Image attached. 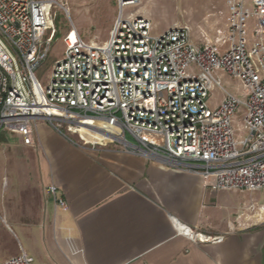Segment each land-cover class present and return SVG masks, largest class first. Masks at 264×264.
<instances>
[{
    "label": "built area",
    "instance_id": "1",
    "mask_svg": "<svg viewBox=\"0 0 264 264\" xmlns=\"http://www.w3.org/2000/svg\"><path fill=\"white\" fill-rule=\"evenodd\" d=\"M117 2L119 14L102 47L86 44L69 17L65 53L43 85L35 70L51 50L53 8L69 15L67 5L0 0V132L18 129L31 144L33 129L46 122L79 146H118L197 173L213 189H264V0H252L254 10L245 0H228V32L219 30L203 45L192 42L185 25L154 35L147 18L125 15L140 0ZM252 16L258 22L250 36ZM217 70L240 80L247 98L226 92L211 107V90L222 87ZM241 105L248 134L237 141L232 121ZM82 128L106 137L88 140ZM177 228L195 239L187 226ZM210 238L197 233L199 241ZM0 264H33V258L22 251Z\"/></svg>",
    "mask_w": 264,
    "mask_h": 264
},
{
    "label": "crops",
    "instance_id": "2",
    "mask_svg": "<svg viewBox=\"0 0 264 264\" xmlns=\"http://www.w3.org/2000/svg\"><path fill=\"white\" fill-rule=\"evenodd\" d=\"M161 4L140 0L125 15L147 18L153 31ZM208 5L200 24L171 18L170 29L185 25L193 43L214 42L219 30L228 32V0ZM224 75L216 71L220 88L237 97ZM2 132L16 139L0 211L22 233L29 246L22 251L33 262L36 255L40 264H264V200L258 197L264 189H213L197 173L118 146H79L46 122L33 129L31 144L18 129ZM197 233L223 239L199 241Z\"/></svg>",
    "mask_w": 264,
    "mask_h": 264
},
{
    "label": "rangeland",
    "instance_id": "3",
    "mask_svg": "<svg viewBox=\"0 0 264 264\" xmlns=\"http://www.w3.org/2000/svg\"><path fill=\"white\" fill-rule=\"evenodd\" d=\"M62 1L67 5L69 15L59 6L53 8L56 32L51 44V50L48 58L35 70L36 76L43 85L48 83L55 61L61 58L65 53L63 37L71 26L70 18L74 21L86 44L102 47L109 40L114 27L115 18L118 17L120 10L117 0ZM157 1L162 2V9H159V14L152 19V32L154 35L170 29L171 18H176V22H180V24L196 23V26L200 24L203 17L202 14L207 13L208 9L211 7L208 5L209 0H156V2ZM146 2V4H150L148 3L149 1ZM245 4L247 8L254 10L252 0H245ZM136 9L137 6H127L124 12L129 13ZM151 11L154 12L156 9H151ZM257 22L255 16L249 19L248 31L250 36L254 35ZM48 35L49 31L46 33V36ZM193 69H196V66H194ZM224 86L228 91L234 92L239 99L245 100L247 98V93L244 91V86L240 81L230 78L228 75H224ZM224 93L225 91L220 87H215L211 90V97L209 98L211 107L220 104L224 98ZM244 115L245 108L241 105L232 121L234 136L237 141H240L248 134L243 123ZM73 137L77 138V136ZM15 139L16 137L12 133L0 132V197L3 199L7 197L8 184L11 181L9 159L11 158L13 149L10 150V148L14 146ZM258 195L261 201L264 200V191L260 192ZM22 246L26 249L29 248L22 233L17 229L14 231L10 229L7 225L5 216L1 215L0 211V262L9 258L11 255L21 252L23 250ZM34 257L35 261L33 264H40L39 257L36 255Z\"/></svg>",
    "mask_w": 264,
    "mask_h": 264
},
{
    "label": "bare ground",
    "instance_id": "4",
    "mask_svg": "<svg viewBox=\"0 0 264 264\" xmlns=\"http://www.w3.org/2000/svg\"><path fill=\"white\" fill-rule=\"evenodd\" d=\"M81 133L82 135L84 136V138L88 139V140H96V139H99V138H103V137H106V136H103L102 134L100 133H97V132H91L85 128H82L81 130Z\"/></svg>",
    "mask_w": 264,
    "mask_h": 264
}]
</instances>
